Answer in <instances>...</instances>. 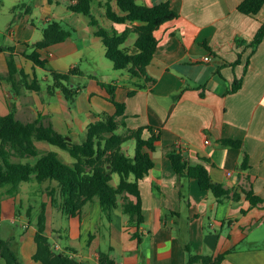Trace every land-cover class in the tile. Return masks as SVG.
<instances>
[{"label": "crops", "instance_id": "1", "mask_svg": "<svg viewBox=\"0 0 264 264\" xmlns=\"http://www.w3.org/2000/svg\"><path fill=\"white\" fill-rule=\"evenodd\" d=\"M10 1L15 8L21 2ZM106 1L94 0L92 5L110 30L122 32L127 25L106 18ZM136 1L150 7L169 2L177 13L156 31L159 43L147 67L153 83L127 70L119 73L107 62L102 38L94 34L89 18L70 10L76 0L66 8L55 0H34L32 8L23 3L25 12L15 17L7 31L0 30L8 39V45L0 48H12L0 52L1 115L14 111L24 122L41 116L45 125L52 123L77 142L101 113H116L113 97L125 104L128 127L150 126L159 138L152 153L154 167L140 181L144 221L139 228L121 207L108 217L96 201L85 206L81 217L69 218L67 227L49 228L48 217L47 234L57 239V250H74L70 256L80 264H100V252L110 254L116 264H187V245L199 255L224 254L222 264H264V203L252 206L245 194L253 190L264 199V38L254 52L251 45L264 24V6L249 16L238 10L243 0ZM111 4L118 11L116 2ZM35 8L47 25L55 19L65 22L70 37L37 50L34 45L43 33L39 39ZM136 39L126 45L129 38L125 46L132 48ZM35 50L45 61L44 68L29 58ZM207 56L210 62L204 61ZM9 57L28 77L17 90L8 79ZM82 65L90 69L92 79L87 86L76 87L71 81L83 75ZM74 68L81 73L70 77V86L77 91L73 104L54 84L44 89L41 81L53 78L52 72L68 73ZM20 78L18 74L17 83ZM239 80L241 88L231 92ZM104 85L115 86L114 95ZM143 136L149 138L151 133L145 130ZM224 139L241 140L242 148L223 147ZM173 150H181L192 166L203 164L213 182L230 191L229 197L220 202L196 179L176 173L168 157ZM244 153L249 156L248 170L240 168ZM128 154L134 155L129 149ZM24 220L23 215L16 219L12 212L2 211L0 221L5 226L0 222V235L13 238L25 264H42L33 259L36 227L31 223L27 227ZM135 232L140 240L133 236Z\"/></svg>", "mask_w": 264, "mask_h": 264}, {"label": "trees", "instance_id": "2", "mask_svg": "<svg viewBox=\"0 0 264 264\" xmlns=\"http://www.w3.org/2000/svg\"><path fill=\"white\" fill-rule=\"evenodd\" d=\"M111 1H115L118 11L114 10ZM94 0H76L69 6L74 13L83 14L89 18L94 34L102 38L106 48V57L112 62L115 70H127L132 76L143 78L145 82H155L147 73L159 40L156 31L164 23L177 17L176 11L169 2L159 3L152 7L139 4L136 0H107L104 4L105 16L114 24L127 25L125 30L117 32L108 30L99 25L97 18L92 14ZM264 6V0H243L238 10L249 16L257 15ZM131 26H128V25ZM42 40L34 47L37 50L64 42L71 35L57 21L49 23L43 29ZM131 34L137 39L132 48L125 46ZM264 38V24L256 34L252 46L253 52ZM11 51L12 48H0V52ZM29 58L35 65L45 67V61L40 59L36 50ZM8 79L13 89L26 83L28 77L22 70H18L12 57L8 58ZM78 68L68 73L52 72L53 88L60 89L71 104L77 97V91L70 86V77L80 74ZM20 75L19 83L16 82ZM242 80L236 81L231 92L241 88ZM111 95H114L115 86L104 85ZM30 86L29 89H31ZM133 94V93H130ZM111 102L116 106V113L110 115L101 113L98 119L92 121L87 128L86 138L81 143H75L66 135L58 132L52 123L45 125L42 117L24 122L16 117L14 111L6 115L0 114V188H6V195L16 197L24 183L36 181L43 185L46 182L55 184L48 188L51 199L50 206L62 211L69 218L81 217L86 205L98 201L104 213L110 217L113 210L122 208L137 228L144 221L140 181L149 175L154 167L152 153L156 150L159 140L152 127L144 126L138 129L128 127L126 122L125 104L118 103L113 97ZM151 133L144 138V131ZM135 141L134 155L128 154L124 145ZM37 142H46L70 154L74 159L72 164L62 160L57 152L41 153ZM221 145L226 148H242V141L224 139ZM35 157V163L23 162L24 159ZM172 167L181 176L194 178L200 188L211 191L218 201L228 198L230 191L223 185L213 182L208 169L203 164L192 166L185 159L181 150H173L168 154ZM14 158H19L15 161ZM249 156L244 153L240 168L248 170ZM114 175L119 176V182L114 184ZM247 200L252 206L264 203V199L256 195L253 190L245 192ZM130 196L134 199H130ZM234 198H238L234 195ZM41 211L37 217L35 243L37 250L33 259L42 264H80L70 256L74 250H57L47 234L48 203L41 204ZM30 214V213H29ZM141 239L139 232L133 235ZM93 240L90 235L89 243ZM13 238L4 239L0 235V264H25L17 251L13 248ZM187 264H222L224 254L217 256L199 255L193 253L189 245ZM100 264H116L110 254L100 252Z\"/></svg>", "mask_w": 264, "mask_h": 264}, {"label": "rangeland", "instance_id": "3", "mask_svg": "<svg viewBox=\"0 0 264 264\" xmlns=\"http://www.w3.org/2000/svg\"><path fill=\"white\" fill-rule=\"evenodd\" d=\"M58 1L62 5L63 8H66L71 3V0H55V2ZM2 3H5V6H3ZM23 3H26V5L31 6V8L34 5V0H21V2L18 4V6L15 8L14 3L10 0H0V30L4 32L5 30L9 28L8 25H12L13 20L15 17L19 16L20 14H23L25 12V7H23ZM35 14L33 15V20L36 22L37 26L40 29L39 32V39L42 37V30L46 27L47 23L43 20V15L41 11L37 8L34 9ZM58 11L61 12L62 9L58 8ZM92 14L96 16L98 20L101 21L102 27L109 29L108 26H106L103 22V20L100 18L99 10L96 8L95 4L92 5ZM58 21L57 19H55ZM63 27L66 30L71 31V28H68L66 23L63 22ZM3 35L0 34V46H7L8 45V39L7 36L2 37ZM136 34H131L130 41L126 43V45H129L132 41L136 39ZM32 51V50H31ZM109 64H111V61L107 60ZM81 70L83 72L82 76H75L73 77V81H71V84L73 83L76 87L78 86H87L89 84V80L92 79V74L90 72V69L86 65L80 66ZM123 71H119V73H122ZM41 75V74H40ZM43 84V87L45 90H47L48 86L54 84V79L50 76L49 80L41 81ZM22 115V119L26 120L28 116ZM86 138V133L82 134V138L77 140L75 143H81ZM36 145L38 146L41 153H45L48 151H54L57 152L62 160L65 162H68L72 164L74 162V159L70 156V154L56 146L50 145L46 142H37ZM125 148H128L131 151V154L134 153L135 149V141L132 140L129 143L124 145ZM15 161H19V158H14ZM37 161V158L32 157L29 159H24L23 162H31L35 163ZM119 182V176L114 175L113 183L116 184ZM55 184H51L49 182H46L43 185L38 184L36 181H32L30 183H24L21 186L20 192L17 194V196L14 199L8 200L11 196L6 195V188H0V215L2 214V211L5 213L12 212V215L16 219H20V215H23L25 217L24 225L28 227L30 223L36 227L37 217L39 216V213L41 211L42 203L45 201H48V204H50V197L47 193L48 188L53 186ZM44 200V201H43ZM50 206V205H49ZM30 213V214H29ZM48 217L50 218V222H48L49 228L56 226H68L69 224V217L65 215L62 211H60L57 208L49 207L48 210ZM53 216V219H52ZM5 217V216H4ZM10 219L9 217H7ZM60 220H62L60 222ZM1 222V221H0ZM2 227L4 228L5 224L1 222ZM26 227V228H27ZM1 229V228H0ZM15 229H17L20 232H24V229L19 226H15ZM51 242L55 243L57 240L54 236L50 237ZM63 239L59 240L60 244L62 246L66 245V242L62 241ZM13 248L16 250V244L15 242H12ZM17 251V250H16Z\"/></svg>", "mask_w": 264, "mask_h": 264}, {"label": "built area", "instance_id": "4", "mask_svg": "<svg viewBox=\"0 0 264 264\" xmlns=\"http://www.w3.org/2000/svg\"><path fill=\"white\" fill-rule=\"evenodd\" d=\"M74 3H75V2H74ZM204 61H205V62H210V61H211V57H210V56L205 57V58H204Z\"/></svg>", "mask_w": 264, "mask_h": 264}]
</instances>
